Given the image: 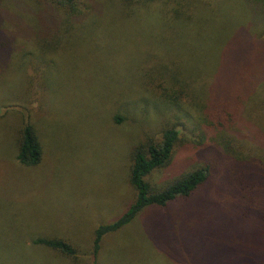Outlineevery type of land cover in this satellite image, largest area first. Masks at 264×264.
Wrapping results in <instances>:
<instances>
[{"label":"rangeland","instance_id":"374dc122","mask_svg":"<svg viewBox=\"0 0 264 264\" xmlns=\"http://www.w3.org/2000/svg\"><path fill=\"white\" fill-rule=\"evenodd\" d=\"M38 1L0 0V264H264V0H189L192 20L168 42L174 55L167 0L123 27L101 21L127 32L100 29L85 42V29L48 53L38 42L53 21ZM158 62L187 67L210 107L203 116L219 110L227 125L209 129L200 103L178 94L172 106L141 87L136 72ZM170 121L181 123L172 161L147 181L161 188L209 167L207 181L189 198L144 209L104 236L94 257L97 227L134 200L131 151L158 145ZM25 124L42 148L35 167L16 161ZM213 229L224 236L211 238ZM38 238H60L75 254L36 246Z\"/></svg>","mask_w":264,"mask_h":264},{"label":"trees","instance_id":"16d2710c","mask_svg":"<svg viewBox=\"0 0 264 264\" xmlns=\"http://www.w3.org/2000/svg\"><path fill=\"white\" fill-rule=\"evenodd\" d=\"M156 0H40L44 6V11L49 13L47 15L50 20L53 21V25L49 26L46 33L39 38L38 47L40 51L46 50L47 53L52 50H58L64 48L78 32L85 33V42L92 39L93 34L97 30H106L109 32V36L113 32L125 31L118 27H111L109 24L103 25L102 20L111 19L122 22V25L132 23L141 20L138 12L143 8L148 7L150 4L155 3ZM169 6V15L174 20L173 28L167 27L166 33V48L169 55H174L172 47L169 45V41L175 35L174 26L178 23L181 26L187 27L192 20V13L194 12L192 3L189 0H167ZM171 4V5H170ZM110 8L118 6L121 10L120 16L114 19L108 15H105L104 11H108ZM192 11V12H191ZM116 15V13H111ZM22 30V29H20ZM21 33V32H18ZM22 40H27L30 35L23 31ZM264 38V31L261 33ZM77 37V36H76ZM170 38V39H169ZM55 40L57 43L51 47V42ZM135 41H131V46L135 48ZM168 57V56H167ZM170 59V58H169ZM173 59V58H172ZM167 63L169 62L166 60ZM148 63V62H146ZM169 64H172L171 66ZM169 64L162 65L161 62L157 64L152 63L149 68L136 72L140 79L144 82L141 87L146 91L150 89H156L158 98L163 99L167 103L175 106L177 103L178 94L187 97L192 103L199 104V108L202 111L200 114L201 121L205 127L216 130L223 128L229 122L226 115L221 117H215L214 114H219V110L209 115L207 119L203 116L207 107L205 101H200V97L195 94L191 89L189 83L190 71L182 64H176L171 62ZM155 74V75H153ZM171 84V85H170ZM202 98V97H201ZM224 105V106H223ZM220 105V107H226V104ZM225 113L226 108L224 109ZM229 114L227 113V116ZM230 116V115H229ZM214 117V118H213ZM116 120H119L118 118ZM181 125L170 121V125L166 127L161 136V142L158 145L143 143L138 144L131 151V166L129 171V184L135 191L134 200L130 203L125 211L112 223L106 225H100L94 232V238L92 243V254L96 257L100 242L104 236L110 233L119 231L120 229L128 226L135 217L140 214L144 209L155 207L164 208L171 202L182 198H189L195 193V191L201 187L208 179L210 168L203 167L198 170L184 173L180 178L162 186L161 188H152L147 177L154 171L167 167L172 161L175 146L180 139V131L178 126ZM194 130H198L197 126H194ZM184 131V130H183ZM16 161L25 168L37 166L42 158V148L39 139L36 135L34 128L30 124H25L16 132ZM224 236L222 232L213 229L211 238H221ZM230 237V236H229ZM227 237L232 242H238L240 240L237 236ZM36 246H41L53 251L60 252L65 255L73 256L75 254L71 245L66 243L60 238H38L33 241Z\"/></svg>","mask_w":264,"mask_h":264}]
</instances>
